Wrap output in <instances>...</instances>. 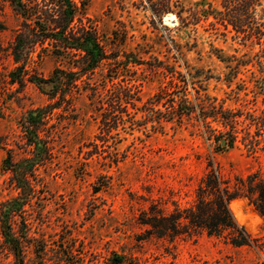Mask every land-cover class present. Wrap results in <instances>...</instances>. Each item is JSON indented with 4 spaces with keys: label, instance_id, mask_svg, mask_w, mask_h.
I'll return each mask as SVG.
<instances>
[{
    "label": "rangeland",
    "instance_id": "374dc122",
    "mask_svg": "<svg viewBox=\"0 0 264 264\" xmlns=\"http://www.w3.org/2000/svg\"><path fill=\"white\" fill-rule=\"evenodd\" d=\"M76 1L102 35L114 38L117 32L118 42L125 39L123 49L138 52L142 64L130 66L127 78L140 84V100L134 101V107L124 106L123 119L105 140L99 113L87 97L79 96L75 110L58 116L56 158L46 168L44 209L36 211V229L41 227L55 248L52 257L65 242L74 247L76 264H264V245L237 246L207 233L175 239L147 237L146 226L140 222L142 211L151 203L166 210L191 204L210 160L232 182L264 172V151L250 152L240 141L221 148V140L210 138L198 115L160 124L169 111L166 105L152 104L159 94H170L168 98L186 90L193 98L201 86L226 106H241L235 91L242 99L253 100L259 91L255 79L264 74L261 47L245 45L231 33L222 35V27L216 32L209 23L212 16L183 25L173 13L166 14L163 22L154 19L149 9L136 7L134 0ZM184 1L221 7V0ZM22 19L10 0H0V203L16 194L6 188L3 138L18 135L21 115L48 102L50 96L44 91L53 86L8 82L14 64L7 53ZM57 64L55 56L48 54L36 63L37 74L47 78ZM156 66L161 68L154 70ZM177 78L188 79L189 85L182 82L172 88L170 83ZM256 96L262 105L264 94ZM213 125L223 131L219 123ZM249 232L264 241V228ZM0 264H15L1 237Z\"/></svg>",
    "mask_w": 264,
    "mask_h": 264
},
{
    "label": "trees",
    "instance_id": "16d2710c",
    "mask_svg": "<svg viewBox=\"0 0 264 264\" xmlns=\"http://www.w3.org/2000/svg\"><path fill=\"white\" fill-rule=\"evenodd\" d=\"M10 1L23 19L7 53L14 64L9 71L8 82L24 86L30 81L40 87L46 82L53 86L50 91H44L50 96L48 102L21 115L18 135L3 138L6 156L2 169L8 173L6 188L15 190L16 194L0 203V237L13 254L15 264H76L74 247L63 242L56 256L52 257L51 252L55 248L50 246L41 227L36 229L39 225L36 211L42 213L44 209L46 168L57 153L61 124L58 116L75 110L79 96L87 97L99 113L101 139L105 140L123 119L126 112L124 106L134 107V101L140 100L137 95L140 84L135 83L136 79L127 78V72L130 66L142 62L138 52L121 47L125 39L118 42L117 32H114V38L102 35L93 24V19L81 13L76 0ZM133 4L149 9L154 19L160 22L169 13L175 14L183 25L208 21L212 16L213 20L209 23L216 32L222 27L219 33L224 36L231 33L234 39L245 45L257 44L262 51L260 57L264 56V0H221L218 10L210 3L207 6L188 5L184 0H134ZM36 51L37 59L34 56ZM177 51L182 52L179 48ZM48 54L55 56L58 64L46 78L37 74L36 63ZM259 62L264 73L261 58ZM159 68L161 66L153 69ZM238 72L236 70V75ZM172 76H175L174 73ZM192 77L195 78L194 75ZM182 82L189 85L188 79L178 78L170 85L177 88ZM255 82L259 91H255L253 100L242 99L240 92L235 91L236 100H242L241 106L231 107L226 106L224 101L218 102L217 97L210 95L202 86L195 89L193 98L186 90L168 98L170 94H159L152 104L166 105L169 111L168 116L160 118V124L163 120L182 121L198 115L210 138L221 140V148L240 141L255 153L264 151V96L262 105H258L256 96L264 94V74L258 76ZM190 83L196 84L195 81ZM241 87L248 88L246 83ZM213 122L219 123L223 131L215 128ZM221 188L225 192L232 188L246 190L254 206L264 215V172L255 171L232 182L221 166L210 160L191 204H175L173 209L166 210L151 203L148 209L142 211L140 222L146 226V236L175 239L207 233L223 237L237 246H263L264 241L260 238L232 223L220 197Z\"/></svg>",
    "mask_w": 264,
    "mask_h": 264
},
{
    "label": "clouds",
    "instance_id": "9594fccd",
    "mask_svg": "<svg viewBox=\"0 0 264 264\" xmlns=\"http://www.w3.org/2000/svg\"><path fill=\"white\" fill-rule=\"evenodd\" d=\"M220 197L225 203L226 211L231 217L232 223L237 228L249 231L264 228V215L254 206L246 190L237 191L232 188L225 192L221 188Z\"/></svg>",
    "mask_w": 264,
    "mask_h": 264
},
{
    "label": "water",
    "instance_id": "95a60500",
    "mask_svg": "<svg viewBox=\"0 0 264 264\" xmlns=\"http://www.w3.org/2000/svg\"><path fill=\"white\" fill-rule=\"evenodd\" d=\"M225 142H226L225 140L222 141L223 144H225Z\"/></svg>",
    "mask_w": 264,
    "mask_h": 264
}]
</instances>
